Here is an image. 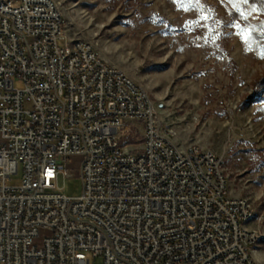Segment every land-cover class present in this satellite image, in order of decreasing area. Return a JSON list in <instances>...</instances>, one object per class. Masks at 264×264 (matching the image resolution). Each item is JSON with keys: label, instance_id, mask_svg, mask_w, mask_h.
Here are the masks:
<instances>
[{"label": "built area", "instance_id": "2783aa9c", "mask_svg": "<svg viewBox=\"0 0 264 264\" xmlns=\"http://www.w3.org/2000/svg\"><path fill=\"white\" fill-rule=\"evenodd\" d=\"M65 29L56 0H0V264H260L263 220L223 159L180 149L148 91Z\"/></svg>", "mask_w": 264, "mask_h": 264}, {"label": "rangeland", "instance_id": "374dc122", "mask_svg": "<svg viewBox=\"0 0 264 264\" xmlns=\"http://www.w3.org/2000/svg\"><path fill=\"white\" fill-rule=\"evenodd\" d=\"M56 1L67 37L91 41L143 86L180 149L195 144L223 159L230 196L249 199L263 220V237L251 248L264 264V7L248 0ZM21 176L22 169L9 184ZM58 186L70 198L83 193L80 178L60 177Z\"/></svg>", "mask_w": 264, "mask_h": 264}, {"label": "trees", "instance_id": "16d2710c", "mask_svg": "<svg viewBox=\"0 0 264 264\" xmlns=\"http://www.w3.org/2000/svg\"><path fill=\"white\" fill-rule=\"evenodd\" d=\"M256 4H259L260 7H262V8L264 7V2L261 0H248L249 6L256 5Z\"/></svg>", "mask_w": 264, "mask_h": 264}, {"label": "snow or ice", "instance_id": "6c2138e0", "mask_svg": "<svg viewBox=\"0 0 264 264\" xmlns=\"http://www.w3.org/2000/svg\"><path fill=\"white\" fill-rule=\"evenodd\" d=\"M232 3H237V2H244L246 3L247 0H231ZM262 58H264V55H262Z\"/></svg>", "mask_w": 264, "mask_h": 264}, {"label": "crops", "instance_id": "0c3cea01", "mask_svg": "<svg viewBox=\"0 0 264 264\" xmlns=\"http://www.w3.org/2000/svg\"><path fill=\"white\" fill-rule=\"evenodd\" d=\"M185 148H186V147H184V146H183V147H181V149H182V150H184ZM256 253H258V252H255V254H256Z\"/></svg>", "mask_w": 264, "mask_h": 264}, {"label": "bare ground", "instance_id": "6f19581e", "mask_svg": "<svg viewBox=\"0 0 264 264\" xmlns=\"http://www.w3.org/2000/svg\"><path fill=\"white\" fill-rule=\"evenodd\" d=\"M256 256L258 257V253H256Z\"/></svg>", "mask_w": 264, "mask_h": 264}]
</instances>
